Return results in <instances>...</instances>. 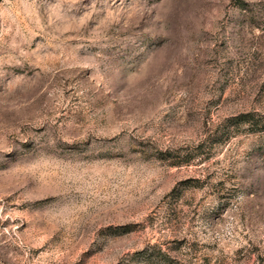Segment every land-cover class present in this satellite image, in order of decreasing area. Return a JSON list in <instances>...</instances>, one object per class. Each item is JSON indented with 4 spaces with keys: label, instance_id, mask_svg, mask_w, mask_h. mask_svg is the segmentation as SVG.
Masks as SVG:
<instances>
[{
    "label": "rangeland",
    "instance_id": "1",
    "mask_svg": "<svg viewBox=\"0 0 264 264\" xmlns=\"http://www.w3.org/2000/svg\"><path fill=\"white\" fill-rule=\"evenodd\" d=\"M263 127L264 0H0V264H264Z\"/></svg>",
    "mask_w": 264,
    "mask_h": 264
},
{
    "label": "trees",
    "instance_id": "2",
    "mask_svg": "<svg viewBox=\"0 0 264 264\" xmlns=\"http://www.w3.org/2000/svg\"><path fill=\"white\" fill-rule=\"evenodd\" d=\"M247 117H248V114H241V115H239V119L241 120V123H244V124L245 123H248L249 121H248ZM262 130H264V129H262Z\"/></svg>",
    "mask_w": 264,
    "mask_h": 264
}]
</instances>
